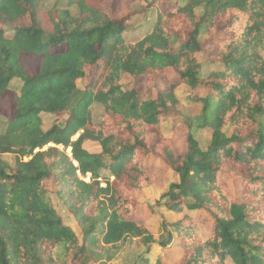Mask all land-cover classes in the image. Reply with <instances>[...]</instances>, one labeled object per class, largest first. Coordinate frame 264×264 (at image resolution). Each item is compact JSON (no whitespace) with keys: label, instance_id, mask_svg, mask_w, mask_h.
Listing matches in <instances>:
<instances>
[{"label":"trees","instance_id":"16d2710c","mask_svg":"<svg viewBox=\"0 0 264 264\" xmlns=\"http://www.w3.org/2000/svg\"><path fill=\"white\" fill-rule=\"evenodd\" d=\"M46 1L0 0V103L12 102L11 118L0 124V264H81L89 254L109 262L133 240L174 250L155 264H264V123L256 121L264 117V0L169 5L135 43L123 38L132 12L113 18L105 0H65L44 11ZM202 30L211 34L203 41ZM199 55L211 67L205 75ZM124 75L155 85V97L142 100L138 85L124 88ZM14 79L18 92L10 89ZM180 85L204 91L195 102L200 128L211 132L207 149L186 118L176 128L187 132L185 151L161 134L164 118L179 116ZM93 105L102 108L97 121ZM42 114L54 117L45 130ZM89 142L98 151H88ZM148 161L178 178L146 205L149 212L161 205L187 212L160 241L137 200L151 185ZM226 166L238 174L239 197L219 179ZM195 220L206 227L204 241Z\"/></svg>","mask_w":264,"mask_h":264},{"label":"rangeland","instance_id":"374dc122","mask_svg":"<svg viewBox=\"0 0 264 264\" xmlns=\"http://www.w3.org/2000/svg\"><path fill=\"white\" fill-rule=\"evenodd\" d=\"M185 0H105V6L108 8L110 14L113 18H120L125 16L128 13H133L130 21L127 23L126 31L123 34V38L130 43H135L140 40L146 32L151 28L154 24L156 17L160 12H163L166 8L168 9L175 4H181ZM62 4L58 0H47L44 3L43 10H49L53 6H59L63 8L66 6V1L62 0ZM153 3L148 7L147 5ZM72 13L76 11L72 9ZM197 14H202V9L198 8L195 11ZM208 34L201 31L199 40L203 41ZM9 35V32L6 33ZM211 35V34H210ZM172 45L174 47H178L176 41H172ZM64 47V46H61ZM56 50V48H53ZM260 54L262 59L264 60V44L260 47ZM201 67V75H205L211 67L206 64L205 57L202 55L198 56ZM92 69L87 70V76L83 79H80L76 82L77 87L82 90L89 81V75L91 74ZM121 84L124 88H131L132 86L141 87L142 91V100L153 99L157 92V87L152 84H146L143 81L135 82L133 78L128 75H124L122 78ZM21 86V81L18 79H14L10 83V89L19 91ZM148 88L147 91L144 88ZM176 97L178 98V111L179 116H166L164 121L160 126L161 134L166 138L173 139V147L176 152L185 151V138L187 132H176V128L179 126L180 119L186 118L190 122V133L194 140L197 142L198 146L201 149H207L211 132L209 129L200 128L201 118L200 104L195 102L196 98H200L204 95V91L202 89L192 90L185 85L178 86L174 91ZM12 102L10 99H6L2 103H0V124L8 121L12 116L11 110ZM102 114V108L98 105H93L91 107V115L93 121H97ZM63 116L61 119L64 120ZM42 119V128L48 129L54 124V117L50 115H41ZM257 122L264 123V117H258L256 119ZM3 129L4 127L1 126ZM255 128V127H253ZM232 132L231 127H227L225 129V133L227 136ZM84 147L90 152L98 151V148L95 144L86 143ZM61 148V147H60ZM69 154V150L67 151ZM3 158L10 165H14V156L13 155H4ZM147 173L151 178V185L147 188L143 189L137 194V200L141 203H144V207L141 218L147 225L149 231L153 235L156 241H160L161 239H165L166 232L171 231V224L178 221L183 217L185 212H181L179 214L168 211L164 206L154 207L153 213L149 212L146 208V205L154 206L155 202L159 199L160 195L167 191L168 186L171 183L177 182V175L172 171H168L166 167L162 164L155 161H148L145 164ZM237 172L230 166H226L222 172L219 174V179L222 180L227 185H233L235 188L236 197L240 196V184L237 180ZM85 182H89L90 176L80 177ZM165 200H162L163 203ZM53 206L63 220L64 223L69 225L73 231L80 237L81 234L79 229L74 222L72 216L66 211L62 202L58 200L55 196H52ZM194 231L199 236V238L204 241L207 237L206 227L203 223L195 220ZM173 250V249H170ZM168 250H162L158 247L157 243H153L149 246H144L139 240L129 241L123 250L112 260L106 261V259H102L100 257H96L95 255L89 254L86 259L81 264H155V260L158 256L165 260V258L169 259L171 254L174 252ZM174 251V250H173ZM225 264H232V262L227 259Z\"/></svg>","mask_w":264,"mask_h":264},{"label":"built area","instance_id":"2783aa9c","mask_svg":"<svg viewBox=\"0 0 264 264\" xmlns=\"http://www.w3.org/2000/svg\"><path fill=\"white\" fill-rule=\"evenodd\" d=\"M87 176H89V175H87Z\"/></svg>","mask_w":264,"mask_h":264}]
</instances>
